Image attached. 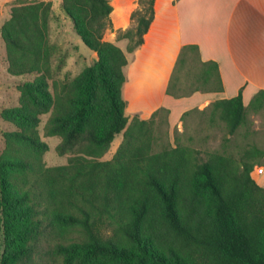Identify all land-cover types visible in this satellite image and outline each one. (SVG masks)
I'll list each match as a JSON object with an SVG mask.
<instances>
[{
  "label": "trees",
  "instance_id": "1",
  "mask_svg": "<svg viewBox=\"0 0 264 264\" xmlns=\"http://www.w3.org/2000/svg\"><path fill=\"white\" fill-rule=\"evenodd\" d=\"M153 1L138 0L133 26L116 31L127 53L143 44ZM61 7L97 60L70 80H52V92L50 3L18 0L1 26L7 72L36 79L22 86L32 108L2 112L16 130L4 133L0 154V264H36L50 255L61 264H264V189L252 177L264 150L250 145L219 154L174 140L154 152L169 110L158 108L146 120L125 116L128 60L103 38L112 31L110 1L61 0ZM219 76L215 62L185 45L165 93L179 99L222 92ZM208 107L232 136L247 112L264 111V90L246 107L241 91ZM40 113L49 114L44 135L59 137L57 151L72 154L63 165L44 164ZM119 134L112 158L102 160Z\"/></svg>",
  "mask_w": 264,
  "mask_h": 264
},
{
  "label": "crops",
  "instance_id": "2",
  "mask_svg": "<svg viewBox=\"0 0 264 264\" xmlns=\"http://www.w3.org/2000/svg\"><path fill=\"white\" fill-rule=\"evenodd\" d=\"M135 1H115L111 5L114 30L131 28ZM153 2L154 18L139 48L127 53V40H109L128 60L124 69L127 81L122 88L125 113L146 120L158 108L168 109V134L172 137L175 128L179 130L185 112L202 111L217 100L237 96L240 91L246 107L258 91L264 90V0ZM185 45L197 46L201 61L218 65L222 92H196L179 99L165 93ZM252 177L264 189V165L255 167Z\"/></svg>",
  "mask_w": 264,
  "mask_h": 264
},
{
  "label": "rangeland",
  "instance_id": "3",
  "mask_svg": "<svg viewBox=\"0 0 264 264\" xmlns=\"http://www.w3.org/2000/svg\"><path fill=\"white\" fill-rule=\"evenodd\" d=\"M17 1L0 0V154L4 149V133L16 130L13 122L7 121L2 117V112L6 109H13L21 104L32 108L26 100L22 86L28 82L32 83L36 79V75L34 74L28 73L26 75L12 76L7 72L6 52L1 38V26L9 19L10 9ZM21 1H43L51 5L48 41L51 48L49 68L52 79L48 81L49 92H52V80L56 82L70 80L96 62V53L89 50L82 43L81 39L77 37L71 20L62 10L61 0ZM109 1L112 5L115 1L120 2L121 0ZM137 1L134 2L135 6L133 10L137 8ZM117 30H114L112 26V31L107 30L105 32L104 40L109 42L111 38H116ZM141 71L138 70L137 72L140 73ZM210 113H212L211 107L205 108L203 112L196 109L186 113L181 120L179 130L177 131L175 128L172 137L168 135V138L165 136L166 132L169 133L167 118L166 123H160L158 126L157 140L154 148H152L153 151L158 152L169 146H174V140L193 146L197 150L211 151L219 154L236 155L250 145H256L264 150V111L247 112L246 122L232 136L226 134L225 124L219 120L217 113L213 117H210ZM125 115L129 121L134 116L139 117L137 114L131 116L127 112ZM48 116L49 114H39L40 124L38 131L41 141L48 146V150L43 155L44 164L47 167H53L65 164L67 158L72 154L71 152L60 154L57 151L56 147L61 141L59 137H46L44 135L43 128ZM121 139L122 134L114 137L108 152L102 157V160H110L112 158ZM3 252L4 239L0 231V259ZM36 264H61V262L58 257L50 255Z\"/></svg>",
  "mask_w": 264,
  "mask_h": 264
}]
</instances>
